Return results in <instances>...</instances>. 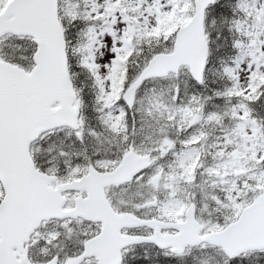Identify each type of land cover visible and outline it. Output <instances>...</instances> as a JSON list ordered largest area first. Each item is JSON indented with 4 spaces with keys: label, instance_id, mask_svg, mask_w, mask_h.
<instances>
[{
    "label": "snow or ice",
    "instance_id": "1",
    "mask_svg": "<svg viewBox=\"0 0 264 264\" xmlns=\"http://www.w3.org/2000/svg\"><path fill=\"white\" fill-rule=\"evenodd\" d=\"M0 264H264V0H0Z\"/></svg>",
    "mask_w": 264,
    "mask_h": 264
}]
</instances>
